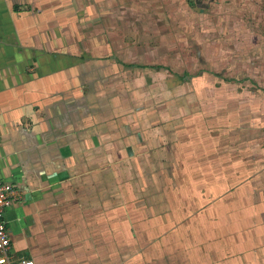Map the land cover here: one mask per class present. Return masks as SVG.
<instances>
[{"label": "crops", "instance_id": "crops-1", "mask_svg": "<svg viewBox=\"0 0 264 264\" xmlns=\"http://www.w3.org/2000/svg\"><path fill=\"white\" fill-rule=\"evenodd\" d=\"M238 1L0 0L13 258L264 264V0Z\"/></svg>", "mask_w": 264, "mask_h": 264}, {"label": "built area", "instance_id": "built-area-1", "mask_svg": "<svg viewBox=\"0 0 264 264\" xmlns=\"http://www.w3.org/2000/svg\"><path fill=\"white\" fill-rule=\"evenodd\" d=\"M18 201L12 184L0 183V264H33L29 259H15L10 253V239L4 222V211Z\"/></svg>", "mask_w": 264, "mask_h": 264}, {"label": "rangeland", "instance_id": "rangeland-1", "mask_svg": "<svg viewBox=\"0 0 264 264\" xmlns=\"http://www.w3.org/2000/svg\"><path fill=\"white\" fill-rule=\"evenodd\" d=\"M260 2H262V0H259ZM235 2H236V0H235ZM239 3L241 2V0L240 1H238ZM194 3H198V0H195V2ZM259 8H258V10H257V19H258V22H259V27H261L260 28V30H258L259 32H261L262 31V27H263V25H264V6H262V3H260L259 5ZM236 14L239 16V18L241 19V18H246L247 16L245 15V14H243L242 16H241V14H242V12H241V10L240 11H238V12H236ZM263 24V25H262ZM259 29V28H258ZM264 32V31H263ZM179 45V49H178V53H179V63H180V65H184V64H186L187 62H188V60L187 59H183V58H185L186 56H187V48H186V43H179L178 44ZM263 46H264V44H263ZM211 49L212 50H220L219 48H213V47H211ZM262 50H263V53H262V55L264 56V49L262 48ZM214 60V59H213ZM212 60V61H213ZM214 63H213V65H214V67H217L216 69H218V67L220 66V68H221V66H222V64L224 63V59L222 58V60H220L219 58H217V59H215L214 61H213ZM258 65H259V67L261 66V67H264V60H258ZM221 64V65H220ZM260 70V69H259ZM225 71V70H224ZM217 73V72H216ZM221 74H222V72H221ZM227 76V78L228 77H232V76H230V74H227L226 75ZM234 76H235V74H234ZM239 77V76H238ZM261 77V74H260V76H259V84H260V87H263L264 88V77L263 78H260Z\"/></svg>", "mask_w": 264, "mask_h": 264}]
</instances>
